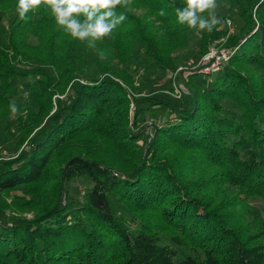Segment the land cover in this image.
I'll use <instances>...</instances> for the list:
<instances>
[{"label":"trees","instance_id":"trees-1","mask_svg":"<svg viewBox=\"0 0 264 264\" xmlns=\"http://www.w3.org/2000/svg\"><path fill=\"white\" fill-rule=\"evenodd\" d=\"M17 2L0 0V13L13 17L0 42V121L11 103L22 106L11 95L16 80L39 75L27 85L36 107L18 116L22 141L39 129L28 151L0 160V198L23 192L0 202V264H264L261 214L252 211L254 229L234 208L264 200V0H232L244 23L226 44L237 49L220 70L203 73L205 85L196 83L200 73L189 78L190 99H141L175 114L154 121L142 143L135 127L143 107L130 95L135 85L126 68L139 42L159 68L176 70L174 54L190 41L191 28L175 14L185 0L118 6L126 19L95 48L66 34L46 5L21 20ZM217 16L212 31H200L201 53L228 33L227 17ZM93 63L104 78L80 80ZM228 99L240 119L225 114ZM80 177L92 186L71 216L61 199ZM224 185L239 199L218 198ZM27 210L31 218L21 215Z\"/></svg>","mask_w":264,"mask_h":264},{"label":"rangeland","instance_id":"rangeland-1","mask_svg":"<svg viewBox=\"0 0 264 264\" xmlns=\"http://www.w3.org/2000/svg\"><path fill=\"white\" fill-rule=\"evenodd\" d=\"M217 4L219 6L216 9V14L221 16L225 15L227 17L225 30H227L228 33L212 42L207 53L204 54L200 52V31L190 29L189 45L184 49L178 50L174 54V61L177 64L175 71L162 70L159 68L147 57L144 45L139 42L135 43L134 52L126 70L132 76V80L135 85V89H129L130 95L134 98V102H136L135 99H140V103L138 105L143 107L138 125L135 127V131H138L139 128L143 131L140 143L148 139V137L152 134L154 130V121H158L159 124H162L166 121V118L175 117V114H172V112L165 106L154 105L150 102H143L141 101L142 98L152 95L156 99L180 105L182 101H187L188 98L190 99L187 84L189 78L193 74L200 73V76L198 75L195 77L196 83L200 86L205 85L207 76L203 74L202 69H204L207 65L209 60L206 57H209V54H211L212 51L219 52L222 50H229L232 52V55L236 51L237 47L232 48L227 46L226 41L229 35H237L239 33L240 26L244 23L240 16L239 5H234L232 0H225L224 2ZM12 19L13 17L0 13V42L7 41L8 30ZM34 41L35 39L31 37V42ZM82 61L89 63V58H82L80 62ZM19 65L23 66V63ZM123 67L125 68V66ZM102 76H104V74H102L98 70L96 64L93 63L89 65V68L86 69V73L80 77V80L94 81ZM38 79H40L39 75H31L29 77L18 78L16 80L15 88L12 90L11 95L18 103H21L22 106L18 109L19 111L17 113H11L7 118H2L0 121V160L16 157L21 151H28L30 149V143L32 141L31 137L39 128L34 129L30 135L22 141L21 135L19 134L18 116L27 115L28 111H30L29 108L34 109L36 107L33 101L29 98L27 85L29 83H35ZM177 89L183 92L181 97L175 96L174 93L177 92ZM64 96L65 95H61L60 97L63 98ZM224 104L225 114L238 119L241 118L238 106L234 100L228 99L224 102ZM132 108H135L133 103ZM91 186L92 183L87 177L74 179L65 185V192L63 193L61 199V206L65 207L66 213H70L71 216L78 213L77 208L84 201L85 195ZM223 189V194H218V198L225 197L226 199H239V195L235 189L227 185H224ZM22 193V189L18 188L16 191L5 195V197H1L0 202L5 201L11 203L16 195ZM112 203L116 211L131 225V227L137 226V222L132 219V214L124 204L118 202L116 199H112ZM234 208L237 213H242L244 211L243 217L245 216V218H243V220L254 229L258 227L252 222V211L257 209L264 220V200L260 197L249 198L245 200V205L241 204L239 206H235ZM6 211L7 214H17L9 208H7ZM21 215L31 218L33 216V212L27 210ZM1 218H3V216L0 213V219ZM8 218L10 217L8 216Z\"/></svg>","mask_w":264,"mask_h":264},{"label":"clouds","instance_id":"clouds-1","mask_svg":"<svg viewBox=\"0 0 264 264\" xmlns=\"http://www.w3.org/2000/svg\"><path fill=\"white\" fill-rule=\"evenodd\" d=\"M130 3L131 0H18L16 11L24 20L30 11L46 5L66 34L86 42L89 48H95L97 41L111 36L113 30L126 19L123 14L117 15L115 9L118 6L127 8ZM218 6L217 0H185L183 7L175 8V14L178 23L197 31L210 32L221 22L216 14ZM165 14L164 9L159 11V15ZM104 58L101 52L100 59ZM10 110L17 113V105L11 103Z\"/></svg>","mask_w":264,"mask_h":264},{"label":"built area","instance_id":"built-area-1","mask_svg":"<svg viewBox=\"0 0 264 264\" xmlns=\"http://www.w3.org/2000/svg\"><path fill=\"white\" fill-rule=\"evenodd\" d=\"M230 22V21H229ZM232 55V52L227 50H222L219 52L212 51L211 54H209V57L207 56L206 58L209 60L208 64L202 69L203 73H212L215 71L220 70V68L223 66L225 62L228 61L230 56ZM177 92L174 93L175 96L181 97L182 96V91L177 89Z\"/></svg>","mask_w":264,"mask_h":264}]
</instances>
